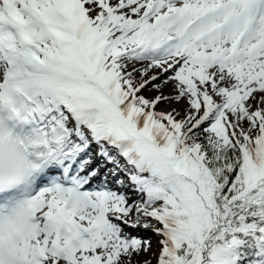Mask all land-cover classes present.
Here are the masks:
<instances>
[{"label":"snow or ice","instance_id":"1","mask_svg":"<svg viewBox=\"0 0 264 264\" xmlns=\"http://www.w3.org/2000/svg\"><path fill=\"white\" fill-rule=\"evenodd\" d=\"M141 228L264 264V0H0V264H134Z\"/></svg>","mask_w":264,"mask_h":264},{"label":"rangeland","instance_id":"2","mask_svg":"<svg viewBox=\"0 0 264 264\" xmlns=\"http://www.w3.org/2000/svg\"><path fill=\"white\" fill-rule=\"evenodd\" d=\"M135 66L136 67H140L141 65L140 64H136ZM171 91H172V89H171L170 85L166 86L165 89H164L165 95L170 94ZM144 94L148 95V96H151V95L154 94V92L151 91V90H146L144 92ZM171 105H172V107H181L182 106V105L176 104V102H172ZM129 195H131V193H129ZM139 231L142 232V233L139 232L141 234V236L151 240V242H152V252L151 253H142L140 256L133 257L134 264H143L144 260H151L152 264H155V256L152 255V253H155L156 251H158L157 240L159 238L154 233H152L150 229L141 228Z\"/></svg>","mask_w":264,"mask_h":264},{"label":"bare ground","instance_id":"3","mask_svg":"<svg viewBox=\"0 0 264 264\" xmlns=\"http://www.w3.org/2000/svg\"><path fill=\"white\" fill-rule=\"evenodd\" d=\"M171 104H172V103H171ZM171 104H170V105H167V107H170V108H171V107H172V105H171ZM139 232H140V231H139ZM140 233H142V232H140ZM140 233H139V234H140ZM140 235H141V234H140Z\"/></svg>","mask_w":264,"mask_h":264}]
</instances>
